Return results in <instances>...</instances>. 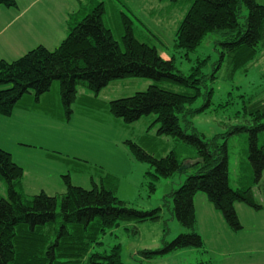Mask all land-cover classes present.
<instances>
[{
	"label": "trees",
	"instance_id": "16d2710c",
	"mask_svg": "<svg viewBox=\"0 0 264 264\" xmlns=\"http://www.w3.org/2000/svg\"><path fill=\"white\" fill-rule=\"evenodd\" d=\"M163 1V0H162ZM174 4L190 1L192 5L176 31V48L188 56L207 39H215L220 54L219 66L231 72L246 70L264 54V0H170ZM94 5V4H93ZM17 8L16 0H0V8ZM88 12V13H87ZM105 4L97 3L81 17L72 16L66 39L54 50L39 46L21 58L8 62L0 60V115L11 116L25 95L34 93L35 101L60 83L61 99L70 114L78 89L86 88L95 95L110 83L143 78L158 83L185 88L176 93L151 86L130 98L109 103L110 113L130 125L143 117L156 115L157 134L176 139L196 152L190 168L173 152L156 159L136 144L128 142L137 161L151 165V189L155 182L189 174L186 181L167 197L173 214L187 230L176 240L164 243V248L145 254H167L187 248H203L197 229L195 197L207 196L233 232L242 231L236 205L261 211L253 187L233 190L229 184V147L218 143V136L207 139L196 132L192 122L182 121L187 115L202 110L193 109L206 80H216L202 70L208 59H202L189 75L177 69L174 58H164L156 47L139 42L132 21L125 14V35L115 39L105 22ZM216 70V69H215ZM214 93L208 88L207 95ZM248 159L253 183L259 184L264 174V97L252 96L247 102ZM193 129L188 133L187 129ZM262 140V143H261ZM0 176L7 184V196L0 198V264H123L121 246L110 252H95L100 239L120 223L158 222L162 209L139 211L121 201L116 193L105 187L92 190L73 186L64 177L66 192L61 197L41 192L28 197L22 192L24 169L13 162L11 155L0 148ZM60 210V211H59ZM198 230V229H197Z\"/></svg>",
	"mask_w": 264,
	"mask_h": 264
},
{
	"label": "rangeland",
	"instance_id": "374dc122",
	"mask_svg": "<svg viewBox=\"0 0 264 264\" xmlns=\"http://www.w3.org/2000/svg\"><path fill=\"white\" fill-rule=\"evenodd\" d=\"M19 2L23 5L26 0ZM78 3L79 6L82 4V13L97 3L105 4L106 25L119 42L125 35L122 14L128 16L133 23L135 38L156 47L164 58H174L177 69L185 75L191 73L199 60L208 59L202 70L207 75L213 74L216 80H206L207 86L202 88V95L193 105V109L202 111L194 116H185L182 126L186 127V121L192 122L200 135L207 139L218 136L219 144L226 142L229 147L230 187L233 190L253 187L256 202H264V190L259 193L262 183L260 186L253 183L248 159V133L239 129L248 125L250 118L245 108L250 97H264V54L248 69L231 72L226 65L219 66L218 45L212 37L205 39L188 56L178 50L176 31L192 5L190 1L174 4L170 0H79ZM49 27V39L58 41L56 32L59 27L52 30ZM62 42H56L59 44L57 47ZM151 86L176 93L188 91L143 78L114 81L98 96L80 87L76 101L71 105L72 112L67 114L61 99L60 83L55 82L39 101H35L34 93L21 99L18 106L31 105L35 108L33 113H23L17 108L13 119L0 116V146L7 142L12 147L13 159L23 163L24 194L34 197L45 192L60 198L66 192L64 177H68L73 186L86 190H92L95 185L110 189L130 208L147 212L162 209L158 222L120 223L102 236V245L94 251L110 252L114 246L120 245L123 264H264V241L256 242V224L264 221V211L237 204L236 211L243 230L235 233L204 193L195 197L196 232L203 239V248H187L153 256L145 254L147 251H160L165 246L163 241L169 243L187 233L173 214L172 201L167 204L168 200L170 202L167 197L179 189L191 173L160 179L155 182L156 190L152 191L149 174L155 171L151 165L135 159L128 142L156 159L174 152L181 161L187 162L182 166L187 170L190 160L196 158L194 149L172 137L157 134L159 124L156 115L128 125L110 113L108 105L112 101L130 98ZM210 87L214 93L209 97ZM1 120L6 123H1ZM4 130L6 136H2ZM187 130L189 134L193 132V129ZM11 131L13 137L10 136ZM22 146L28 150V155H24ZM6 196L7 184L0 176V198Z\"/></svg>",
	"mask_w": 264,
	"mask_h": 264
},
{
	"label": "crops",
	"instance_id": "0c3cea01",
	"mask_svg": "<svg viewBox=\"0 0 264 264\" xmlns=\"http://www.w3.org/2000/svg\"><path fill=\"white\" fill-rule=\"evenodd\" d=\"M16 1L17 8H0V60L8 62L21 58L39 46H43L49 50L56 49L57 45H59L56 42L60 40L64 41L68 36L70 18L75 15L77 17L82 16V4L79 6V0H26L23 5H21L19 0ZM38 4L40 5L37 6ZM48 26H50L49 30L59 27V30L56 32L58 33L56 34L58 41L49 39L47 33ZM17 108L23 113H26V111L33 113L35 111V108L28 104L22 107L18 106ZM14 117L15 111L8 118L13 119ZM1 123L6 122H2L1 120ZM2 136H6L5 130ZM10 136H14L12 131L10 132ZM0 148L11 155L14 163L24 168L23 163L13 159V153L10 151L12 147H9L7 142L3 146H0ZM22 150L25 156L28 155V150L23 146ZM263 182L264 175L259 183V186L262 183L259 193L264 190ZM262 203L264 204V202ZM262 203L259 204L262 205ZM263 206L261 212L264 211ZM256 225V242L260 243L264 241V221Z\"/></svg>",
	"mask_w": 264,
	"mask_h": 264
},
{
	"label": "water",
	"instance_id": "95a60500",
	"mask_svg": "<svg viewBox=\"0 0 264 264\" xmlns=\"http://www.w3.org/2000/svg\"><path fill=\"white\" fill-rule=\"evenodd\" d=\"M185 169H186V167H182V168H181V170H185Z\"/></svg>",
	"mask_w": 264,
	"mask_h": 264
}]
</instances>
